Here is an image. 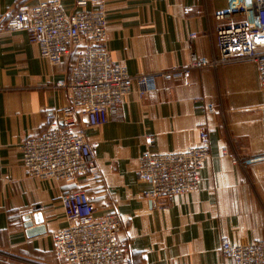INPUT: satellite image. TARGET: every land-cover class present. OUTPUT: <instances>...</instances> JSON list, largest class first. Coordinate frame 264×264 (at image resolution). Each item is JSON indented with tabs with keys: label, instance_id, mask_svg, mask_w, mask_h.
<instances>
[{
	"label": "crops",
	"instance_id": "1",
	"mask_svg": "<svg viewBox=\"0 0 264 264\" xmlns=\"http://www.w3.org/2000/svg\"><path fill=\"white\" fill-rule=\"evenodd\" d=\"M78 1L0 0V264H65L56 258L51 237L67 225L61 192L78 189L91 197L95 216L119 213L118 237L130 247L122 264H232L220 251L223 240L248 245L264 239V90L250 61L196 69L186 80L158 77L155 90L145 95L134 82L118 113L99 127H88L79 115L100 182L43 181L22 166L23 141L44 131L48 112L69 103L54 83L68 79L77 51L52 67L25 32L7 31L5 21L20 5L88 8ZM102 1L111 57L138 77L186 66L192 56L216 58L223 23L215 16L240 10L244 0ZM204 129L212 155L199 190L146 199L152 187L137 177L140 157L198 146Z\"/></svg>",
	"mask_w": 264,
	"mask_h": 264
},
{
	"label": "built area",
	"instance_id": "2",
	"mask_svg": "<svg viewBox=\"0 0 264 264\" xmlns=\"http://www.w3.org/2000/svg\"><path fill=\"white\" fill-rule=\"evenodd\" d=\"M87 9L68 12L56 3L20 5L5 21L9 32H25L40 57L56 67L79 47L68 79L54 83L64 91L69 103L47 113L44 131L26 138L21 145V164L28 176L43 181L79 184L83 179L100 182L103 178L96 155L79 115L88 127H99L118 113L131 94L134 82L145 95L155 90L156 79L186 80L193 70L237 61L256 64L264 90V0H244L240 10L219 13L223 23L216 33L218 56L212 60L192 56L188 65L160 75L132 77L125 65L112 59L107 46V11L102 0L78 1ZM209 111L214 112V107ZM198 146L182 151L144 153L137 177L151 185L145 194L150 201L191 195L200 188V173L211 158L210 132H200ZM153 142V139L151 140ZM235 164L238 157L233 158ZM59 201L66 227L52 234L56 258L65 264H122L130 247L120 240L122 231L117 211L95 216L91 197L84 189L61 192ZM220 251L232 264H264V239L248 245L223 240Z\"/></svg>",
	"mask_w": 264,
	"mask_h": 264
},
{
	"label": "water",
	"instance_id": "3",
	"mask_svg": "<svg viewBox=\"0 0 264 264\" xmlns=\"http://www.w3.org/2000/svg\"><path fill=\"white\" fill-rule=\"evenodd\" d=\"M26 221H27V227H30L31 226V222H30V217H27V219H26ZM38 222H40L39 221V218H38ZM39 233H43L44 232V229L43 228H40V229H38L37 230Z\"/></svg>",
	"mask_w": 264,
	"mask_h": 264
},
{
	"label": "trees",
	"instance_id": "4",
	"mask_svg": "<svg viewBox=\"0 0 264 264\" xmlns=\"http://www.w3.org/2000/svg\"><path fill=\"white\" fill-rule=\"evenodd\" d=\"M78 49H79V47L73 48V50H76V51H78ZM73 50H72V52H73ZM72 52H71V54H72Z\"/></svg>",
	"mask_w": 264,
	"mask_h": 264
}]
</instances>
